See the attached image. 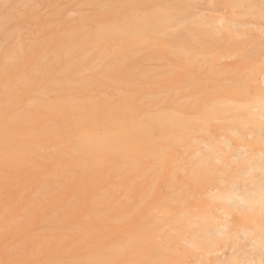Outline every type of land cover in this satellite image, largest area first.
Instances as JSON below:
<instances>
[{"label":"bare ground","instance_id":"6f19581e","mask_svg":"<svg viewBox=\"0 0 264 264\" xmlns=\"http://www.w3.org/2000/svg\"><path fill=\"white\" fill-rule=\"evenodd\" d=\"M0 264H264V0H0Z\"/></svg>","mask_w":264,"mask_h":264}]
</instances>
